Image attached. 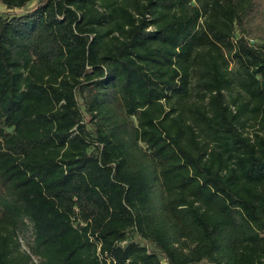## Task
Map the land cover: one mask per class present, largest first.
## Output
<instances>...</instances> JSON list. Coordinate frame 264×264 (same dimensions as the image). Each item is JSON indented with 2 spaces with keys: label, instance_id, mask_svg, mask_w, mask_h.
I'll return each mask as SVG.
<instances>
[{
  "label": "trees",
  "instance_id": "16d2710c",
  "mask_svg": "<svg viewBox=\"0 0 264 264\" xmlns=\"http://www.w3.org/2000/svg\"><path fill=\"white\" fill-rule=\"evenodd\" d=\"M31 1L0 0V264L27 224L38 264H264V0Z\"/></svg>",
  "mask_w": 264,
  "mask_h": 264
},
{
  "label": "rangeland",
  "instance_id": "374dc122",
  "mask_svg": "<svg viewBox=\"0 0 264 264\" xmlns=\"http://www.w3.org/2000/svg\"><path fill=\"white\" fill-rule=\"evenodd\" d=\"M34 3V0H32L29 5L33 4ZM5 10V7L0 4V11H4ZM232 72H230L231 74ZM238 90L236 88H233L232 89V94H235ZM229 93H227V98H229ZM32 239L31 237V228H30V224H27V227L26 228H23L21 229V231L18 232V241L20 243V246L22 248V245L24 246H28V242H30V240ZM137 240L140 242V243H143L142 240H139L137 238Z\"/></svg>",
  "mask_w": 264,
  "mask_h": 264
},
{
  "label": "built area",
  "instance_id": "2783aa9c",
  "mask_svg": "<svg viewBox=\"0 0 264 264\" xmlns=\"http://www.w3.org/2000/svg\"><path fill=\"white\" fill-rule=\"evenodd\" d=\"M22 249L25 250L26 252L30 253V255H31V259H32L33 262H35L36 264L39 263V261H40V257H38V256H36V255H34V254H32V253L30 252V248H29L28 246H24V245H22Z\"/></svg>",
  "mask_w": 264,
  "mask_h": 264
}]
</instances>
